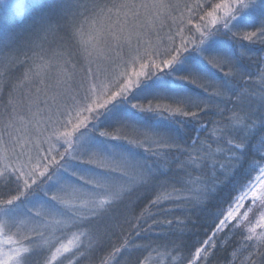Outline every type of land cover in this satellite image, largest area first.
Instances as JSON below:
<instances>
[{
  "label": "snow or ice",
  "instance_id": "6c2138e0",
  "mask_svg": "<svg viewBox=\"0 0 264 264\" xmlns=\"http://www.w3.org/2000/svg\"><path fill=\"white\" fill-rule=\"evenodd\" d=\"M158 2L171 21L170 48L152 73H139L142 82L135 88L157 102L131 106L145 124L152 125L153 116L160 121L142 129L143 139L135 143L161 151L139 165L144 178L136 188L142 191L122 217L130 230L116 225L122 241L107 249L90 246L80 259L91 255L96 264H119L136 254L135 264H264V0ZM46 7L47 0H0V32L15 35L31 27L34 14ZM176 82L191 87L176 89ZM241 174L247 178L236 183ZM169 188L186 195L172 199L164 191ZM116 212L109 207L103 215ZM174 213L179 216L157 219ZM58 256V249L52 251L44 264H58Z\"/></svg>",
  "mask_w": 264,
  "mask_h": 264
},
{
  "label": "rangeland",
  "instance_id": "374dc122",
  "mask_svg": "<svg viewBox=\"0 0 264 264\" xmlns=\"http://www.w3.org/2000/svg\"><path fill=\"white\" fill-rule=\"evenodd\" d=\"M166 17L158 0H47L31 27L0 32V264H44L57 249L72 264L98 202L140 183L97 116L167 54ZM18 41L31 52L22 67Z\"/></svg>",
  "mask_w": 264,
  "mask_h": 264
},
{
  "label": "trees",
  "instance_id": "16d2710c",
  "mask_svg": "<svg viewBox=\"0 0 264 264\" xmlns=\"http://www.w3.org/2000/svg\"><path fill=\"white\" fill-rule=\"evenodd\" d=\"M77 1V0H76ZM87 3V1H85ZM169 29V27L167 28ZM169 32H166L164 35L167 36ZM67 37V34L64 35ZM14 37L13 43H16V37ZM164 39L162 42H164ZM168 40V39H167ZM169 43V40L167 44ZM19 44V50L14 56V63H17L16 61H20L19 66H23L28 58H30V50L28 48L22 47L20 42ZM81 55L77 58H75V62L78 63L79 71L81 70V60L83 61V54L80 51ZM81 57V58H80ZM73 60V59H72ZM34 68V64L32 66ZM201 68L203 71H205L207 74L214 75V71L210 68H208L205 65H201ZM153 71H150L152 73ZM256 82L259 83L258 77L256 78ZM176 89H187L190 88L191 85L184 84L183 82H176L173 85ZM0 87L3 90L8 91L10 89V83L8 81L3 82L0 84ZM136 88V87H135ZM135 88L131 89L130 91H127V95H124L126 93H123V95L117 99H115L114 103L107 107L106 109H103L101 111V115L97 116L98 122H99V129L96 133L97 136L102 138L104 142L111 143L113 146L117 147L120 151L127 153L129 156L137 159L138 161H135L137 163V166L134 168V176L137 179H143L144 176L141 172V169L139 165H141L144 161L152 162V155L151 153L155 150L156 153H159L161 151V146H154L151 143L143 144L140 146L139 144H136L135 141L139 139H143L141 137V130L147 129V128H154L156 127L160 121L157 117L153 116V124L147 125L144 123V115H142L138 110L134 109L131 105L134 103L144 104L148 102L149 100H152L153 103H156L157 100L155 97H149L145 93L136 91ZM110 92L115 93L116 87L113 86L112 90ZM124 96V97H123ZM160 103H167V101H160ZM203 139V136H202ZM132 141V142H131ZM148 147V148H147ZM147 148V150H145ZM184 157H180L181 161H184ZM253 160V156H248L244 160V167L247 168L248 165ZM159 164H164L165 161L161 158L158 161ZM264 163V162H261ZM85 164V163H84ZM171 168L173 169L172 175L174 177H178L181 175V173L176 171V163H171ZM187 169H185V172ZM247 177L244 175H238L235 178L236 183L242 184L244 180ZM133 181H131L130 186H128V191L123 190L120 193H114V200L112 202H109L105 209L112 207L116 208L117 212L115 214H109V215H103L105 212V209H100L94 213V215L90 216V218L97 217L98 214L101 216L100 219H90L88 220L89 227L84 228L85 229V235L83 237L84 244L83 247L81 246L77 251L78 253L71 252L70 255H68L65 259V262L68 261V259H74L72 264H96L95 260L91 258V255L87 259H80L81 253H88L90 246L98 245V244H104L105 249L110 247L113 243L119 244L122 241V234H121V228L117 227L116 225L119 223L121 224V227L124 230V233H127L130 230V225L123 224L122 223V217L125 215V206L129 203V201L134 200L142 191L141 188H136V185H132ZM133 186V187H132ZM135 189V190H133ZM166 192H169L172 194V199L178 198V196L186 195V193H172V190L169 188L167 190H164ZM163 203V201H162ZM144 205H141L143 207ZM166 208L173 207L170 204L165 205ZM141 211V208L137 207L136 214L139 215ZM149 211H156V209H149ZM176 216H179V213L169 214L168 216H160L157 217L158 220H166V219H174ZM87 223V224H88ZM151 223V221L149 222ZM83 228V227H82ZM90 230V231H89ZM163 230V229H160ZM89 232L91 234L89 235ZM81 248L83 250L81 251ZM81 251V252H80ZM135 256L136 254H132L131 258L126 257L119 262V264H135ZM155 258V257H154ZM64 262V263H65ZM213 264H215V261H213Z\"/></svg>",
  "mask_w": 264,
  "mask_h": 264
}]
</instances>
